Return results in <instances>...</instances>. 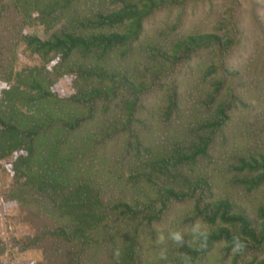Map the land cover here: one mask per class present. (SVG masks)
Here are the masks:
<instances>
[{
	"label": "trees",
	"instance_id": "1",
	"mask_svg": "<svg viewBox=\"0 0 264 264\" xmlns=\"http://www.w3.org/2000/svg\"><path fill=\"white\" fill-rule=\"evenodd\" d=\"M0 171V264H264V0H0Z\"/></svg>",
	"mask_w": 264,
	"mask_h": 264
},
{
	"label": "rangeland",
	"instance_id": "2",
	"mask_svg": "<svg viewBox=\"0 0 264 264\" xmlns=\"http://www.w3.org/2000/svg\"><path fill=\"white\" fill-rule=\"evenodd\" d=\"M9 183V179H8V177L6 178L5 177V174H3L1 171H0V189L1 188H3V187H5L7 184ZM14 208H12V209H10V211H11V213H13V215H16V212H15V210H13ZM4 222L5 221H2V219H0V227H1V231H4V225L6 224H4ZM26 225V224H25ZM25 225H23V224H17V223H11L10 224V226H9V229L10 228H13V229H17V230H25ZM21 233H24V232H21ZM29 256V254H26V256ZM23 257V256H22ZM22 257H19V259L20 258H22Z\"/></svg>",
	"mask_w": 264,
	"mask_h": 264
},
{
	"label": "clouds",
	"instance_id": "3",
	"mask_svg": "<svg viewBox=\"0 0 264 264\" xmlns=\"http://www.w3.org/2000/svg\"><path fill=\"white\" fill-rule=\"evenodd\" d=\"M175 239L180 240L181 237H180L179 235H176V236H175Z\"/></svg>",
	"mask_w": 264,
	"mask_h": 264
}]
</instances>
